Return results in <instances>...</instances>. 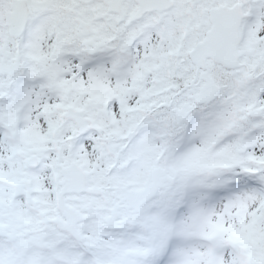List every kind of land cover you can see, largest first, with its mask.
I'll return each instance as SVG.
<instances>
[{
  "label": "snow or ice",
  "instance_id": "snow-or-ice-1",
  "mask_svg": "<svg viewBox=\"0 0 264 264\" xmlns=\"http://www.w3.org/2000/svg\"><path fill=\"white\" fill-rule=\"evenodd\" d=\"M0 264H264V0H0Z\"/></svg>",
  "mask_w": 264,
  "mask_h": 264
}]
</instances>
